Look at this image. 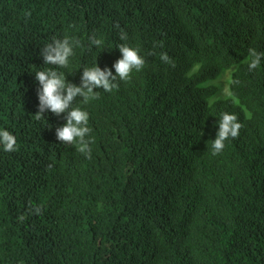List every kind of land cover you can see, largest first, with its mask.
<instances>
[{
  "label": "trees",
  "instance_id": "16d2710c",
  "mask_svg": "<svg viewBox=\"0 0 264 264\" xmlns=\"http://www.w3.org/2000/svg\"><path fill=\"white\" fill-rule=\"evenodd\" d=\"M65 37L69 66L45 65ZM121 44L142 70L73 102L89 158L56 138L67 113L36 119L35 73L116 75ZM249 49L264 54V0H0V130L17 141L0 146V264H264V56L249 70ZM222 113L242 128L214 156Z\"/></svg>",
  "mask_w": 264,
  "mask_h": 264
},
{
  "label": "clouds",
  "instance_id": "9594fccd",
  "mask_svg": "<svg viewBox=\"0 0 264 264\" xmlns=\"http://www.w3.org/2000/svg\"><path fill=\"white\" fill-rule=\"evenodd\" d=\"M120 39L126 40L127 35L121 30ZM103 45V40L92 36L89 38V48H97ZM78 40L54 39L40 50L45 65H54L60 68L69 66V58L73 56V48L79 47ZM122 58L115 64V73L108 69L101 70L97 66L84 68L82 85L80 87L66 83L65 77L58 73L54 68H47L35 73L36 80L39 81V109L35 115L36 119L43 118L45 109H49L53 114L59 116L67 113V123L65 126L56 130V138L62 143L77 144L78 151L86 154L90 158L91 149L86 136L90 133L88 125V113L80 107H74L73 102L77 97L82 98L83 103L87 104L90 100L99 98V93L94 89H103L104 92H112L118 88V81H128L133 71H140L145 65V60L139 55L138 49L131 48L126 44L118 46ZM250 63L249 70L255 69L260 64L261 56L254 49H249ZM160 59L165 63H171L167 54H161ZM238 83V81H236ZM225 94L231 96L232 93L225 88ZM219 132L216 139L212 141V155L219 154L225 147V141L229 138H237L242 124L237 122V116L229 113H222L219 120ZM16 138L7 130H0V146L6 152L16 150ZM39 212V208L36 209ZM23 217H21L22 219Z\"/></svg>",
  "mask_w": 264,
  "mask_h": 264
},
{
  "label": "rangeland",
  "instance_id": "374dc122",
  "mask_svg": "<svg viewBox=\"0 0 264 264\" xmlns=\"http://www.w3.org/2000/svg\"><path fill=\"white\" fill-rule=\"evenodd\" d=\"M233 72L234 69H231L230 71H225L219 79L206 84V87H215L217 89L216 96L214 97L212 102L218 101L219 99L226 100L230 98L225 94L224 90L225 88H228L230 90L231 76Z\"/></svg>",
  "mask_w": 264,
  "mask_h": 264
}]
</instances>
